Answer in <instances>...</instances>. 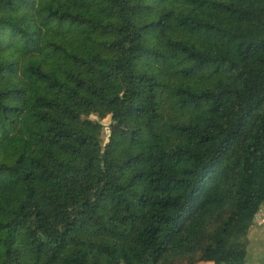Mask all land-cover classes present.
Segmentation results:
<instances>
[{"label":"trees","instance_id":"trees-1","mask_svg":"<svg viewBox=\"0 0 264 264\" xmlns=\"http://www.w3.org/2000/svg\"><path fill=\"white\" fill-rule=\"evenodd\" d=\"M263 208L264 0H0V264H250Z\"/></svg>","mask_w":264,"mask_h":264},{"label":"rangeland","instance_id":"rangeland-1","mask_svg":"<svg viewBox=\"0 0 264 264\" xmlns=\"http://www.w3.org/2000/svg\"><path fill=\"white\" fill-rule=\"evenodd\" d=\"M106 135L109 134L110 117L102 120ZM250 264H264V208L257 216V224L250 230Z\"/></svg>","mask_w":264,"mask_h":264}]
</instances>
